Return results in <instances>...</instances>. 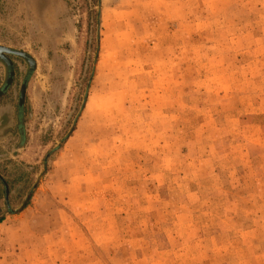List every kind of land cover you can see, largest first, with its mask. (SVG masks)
I'll use <instances>...</instances> for the list:
<instances>
[{
    "label": "rangeland",
    "instance_id": "rangeland-1",
    "mask_svg": "<svg viewBox=\"0 0 264 264\" xmlns=\"http://www.w3.org/2000/svg\"><path fill=\"white\" fill-rule=\"evenodd\" d=\"M95 1L0 0V264H264V0Z\"/></svg>",
    "mask_w": 264,
    "mask_h": 264
},
{
    "label": "water",
    "instance_id": "water-1",
    "mask_svg": "<svg viewBox=\"0 0 264 264\" xmlns=\"http://www.w3.org/2000/svg\"><path fill=\"white\" fill-rule=\"evenodd\" d=\"M4 51H5V52H11V53H19V52H17V51H14V50L8 48V47L0 46V54H1L2 52H4ZM24 89H25V84L23 85V87H22V89H21V92H20V102H22V100H23ZM6 193H7V187H6Z\"/></svg>",
    "mask_w": 264,
    "mask_h": 264
},
{
    "label": "crops",
    "instance_id": "crops-1",
    "mask_svg": "<svg viewBox=\"0 0 264 264\" xmlns=\"http://www.w3.org/2000/svg\"><path fill=\"white\" fill-rule=\"evenodd\" d=\"M11 87H12V86H11ZM0 125H1V123H0ZM7 125H10V124L7 123ZM3 220H4V218H3V216H1V218H0V225H2Z\"/></svg>",
    "mask_w": 264,
    "mask_h": 264
},
{
    "label": "trees",
    "instance_id": "trees-1",
    "mask_svg": "<svg viewBox=\"0 0 264 264\" xmlns=\"http://www.w3.org/2000/svg\"><path fill=\"white\" fill-rule=\"evenodd\" d=\"M95 2H97V0Z\"/></svg>",
    "mask_w": 264,
    "mask_h": 264
}]
</instances>
